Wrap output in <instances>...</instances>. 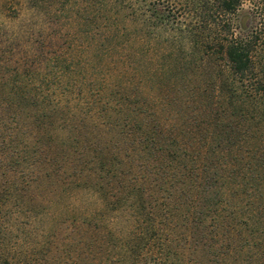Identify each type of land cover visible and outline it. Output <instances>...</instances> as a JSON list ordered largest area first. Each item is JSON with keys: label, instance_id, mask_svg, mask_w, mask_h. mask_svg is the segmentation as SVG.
Instances as JSON below:
<instances>
[{"label": "rangeland", "instance_id": "374dc122", "mask_svg": "<svg viewBox=\"0 0 264 264\" xmlns=\"http://www.w3.org/2000/svg\"><path fill=\"white\" fill-rule=\"evenodd\" d=\"M37 3L32 6L29 0H0V237L5 236L12 264H115L117 239L133 226L134 206L130 204L134 199L144 203L141 212L151 209L155 215L152 220L146 214L139 215L147 242L142 252L146 257L158 250L157 245L168 242L171 251L176 248L182 254L181 259L174 262L173 258L169 264H238L236 256L230 258L218 250L212 252L207 240L198 247L192 244L191 204L179 197L181 190L174 189L170 156L150 155L144 149L139 142L142 138L139 125L131 120L129 107L136 110L141 103L149 116L158 108V103L154 104L157 100L152 101L151 96L158 95L162 104L157 111L165 128L171 130L165 132L171 140H165H174V125L185 131L186 125H202L199 128L207 130L205 150L213 164L228 146L235 153L237 150L238 157L247 148L264 151V0H241L230 17L255 37L253 74L245 82L233 77L221 58L209 60L199 47L192 49L193 39H206L217 31L205 16L208 0H170L174 24L154 29L148 21L141 42L134 40L136 29L129 23L130 32L125 39L129 50L140 48L142 73L147 74L150 65L162 59L157 55L163 47L168 48L164 56L169 51L173 53L170 62L174 70L158 79L145 76L141 81L130 71L125 73L121 83L128 85L127 89L121 86L115 92L108 88L112 90L110 98H114L111 104L124 110H113L102 120L98 116L94 118L93 111L85 113L88 103L83 98L84 84L78 83L79 79L90 85L94 79L98 81L91 85L88 95L95 93L100 83L105 85L109 80L118 83L113 75L109 79L102 74L110 70L106 66L109 58L104 55V40L98 35L92 7L78 14L76 9L82 6L81 0H37ZM146 3H159L157 6L161 7L166 0H146ZM222 31L220 35H225ZM33 49L38 54L31 57ZM200 58H204L203 69L195 72L191 64L182 69L184 61ZM39 63L50 65L46 82L39 84V91L49 92L54 85L58 94L66 89V106L53 116L41 117L44 114L41 105L39 110L34 109L9 94L15 83L12 74L18 75L17 83L23 79L21 83L32 86ZM56 64L58 68L65 67L68 75L61 76ZM68 64L70 68H66ZM83 65L87 70L82 75L78 69ZM218 67L224 71L220 79L216 77ZM21 70L25 73L21 74ZM223 80L225 86L221 88L219 82ZM251 83L257 91L250 90ZM211 85L216 87L212 89ZM23 104L26 105L22 107ZM112 122L116 125H110ZM202 133L197 132L194 137L198 140ZM32 141L38 142L41 150L35 157L40 163L33 172L30 163L34 155L29 154ZM242 143V150H238L236 147ZM61 148H66V159L78 168L92 158L99 163L104 159L108 167L115 158H125L128 153L136 169L128 177L137 176L133 182L140 191L133 193L127 203L121 194L117 200L108 196L109 203L104 205L100 192L79 187L69 189L59 176L48 179L47 174L52 173L48 166L50 155H56ZM126 165L117 163L125 173L130 170ZM61 172L60 176H66L67 172ZM219 172L227 175L225 168H219ZM101 173L97 169L93 174ZM35 175L40 179L34 180ZM207 175L201 178L204 185L208 184ZM214 187L216 183L204 191Z\"/></svg>", "mask_w": 264, "mask_h": 264}, {"label": "trees", "instance_id": "16d2710c", "mask_svg": "<svg viewBox=\"0 0 264 264\" xmlns=\"http://www.w3.org/2000/svg\"><path fill=\"white\" fill-rule=\"evenodd\" d=\"M29 1L34 4L32 6L38 4L37 0ZM81 2L82 6L76 9V12L79 14L80 11L92 7L93 16L97 22L96 27L99 31L98 35L104 40L102 45L105 47L104 55L108 56L110 62H106V66L110 70L113 69L112 72L109 69L103 71L104 73L99 71V74L102 73L104 76H108L109 79H112L113 75L115 81L118 80L116 81L118 82L117 84L109 79L108 84L102 85L100 83L96 92H91L89 95L88 93L92 89L91 85L97 84L98 81L94 79L90 85L86 82L83 83L81 79L78 80V83L84 84L86 95L83 98L86 99V104L88 103L85 113L93 111L94 115H96L94 118L98 116L97 118L102 120L101 118L107 117L113 110H117L118 112H123L124 110L122 109L123 107L115 109V105H112L110 101L114 98H110V96L112 90L115 92L120 91L119 88L121 86H123V89L128 88V85L121 83V79L126 78L124 76L125 73L130 71L134 77H137L141 81L145 76L158 79L174 70V65L170 62L173 53L169 51L164 56L163 54L167 52L168 48L163 47L160 49L158 55H156L164 61L161 62V59L157 63L153 62V65H150L152 67L147 70L148 75L143 74L142 69H139L142 59L140 48L136 47L134 50H129L128 42L125 39L127 33L130 32L129 23L134 25L133 30L136 29L134 31V40L137 39L138 42H141L143 39V30L148 26V21L150 22L149 27L152 26L154 29L174 24V19L171 18L173 5L170 3V0H166V3L161 7L157 6L159 3L157 5L155 3L150 4L146 3V0H81ZM240 3L241 0H208V9L205 16L210 26L216 27L217 31H215L213 36L205 37L206 39H193L192 49L199 47L200 49L198 50H201L203 55H207L209 60L221 58L231 75H234L233 77L237 76L239 81L245 82L253 74L252 53L255 37L252 36L253 33L245 31L243 26L240 27L238 21L235 24L232 21L233 19L230 18L235 14ZM125 18L128 19V23H126ZM221 31H225V35H220ZM192 49L191 51H193ZM37 54V50L33 49L30 56L34 57ZM203 60L204 58H200L197 61H190L191 63L184 61L185 63H181V67L185 70L188 64H191L193 71L198 72L204 68ZM42 64L39 63L40 68L36 71L37 79L32 86L27 82L21 83L23 79L20 83H17L18 75L12 74V82L15 83L13 91L12 87L9 89V94L13 98L17 96L18 101H21L20 103L24 102L27 106H33L34 109L39 110L41 105L44 112L43 115L41 114V117H47L53 116L55 112L62 110L66 106L64 98L66 89L60 91L58 94L54 85L49 92L39 91V84L46 80L45 77L50 70L49 63ZM69 66L68 64L66 68ZM56 67L58 68L59 65L56 64ZM16 70L14 69L18 74ZM66 70L65 67L64 69L60 67L57 69V72L61 76H67L68 72L65 73ZM72 70L69 72L72 73ZM85 70L87 68L83 65L79 67L78 72L83 75ZM20 72H22L21 74L25 73L24 70ZM223 73L224 71L218 67L216 77L220 79ZM96 79H99V77L96 76ZM103 79L104 81L107 80V78ZM84 81L86 80L84 79ZM219 84L222 88V86H225V81H220ZM250 85L253 88L250 89L251 91H257V87L254 88L253 83ZM111 87L112 90L110 91L108 88ZM214 87L216 85L211 88L214 89ZM28 92L29 96L26 95ZM151 99H153L152 101L156 99L157 101L154 104L158 103L156 107L160 108L162 100L159 99V96L152 95ZM26 104H23L22 107ZM140 104V107L136 110L129 107V112H132L131 120H135L136 124L139 125L138 129L142 134L139 142H141V145H143L150 155L155 154L159 157L166 154L170 156L169 160L172 162L170 166L172 170L171 179L174 181V189L181 190L179 197L183 198L184 201L187 200V204H191L189 226L194 234V236L191 235L193 236L192 244L198 247L199 243L207 240L210 243L209 247L212 249V252L218 250V253L220 252L219 254L222 256L223 254H226L230 258L236 256L235 261L237 260L238 264H264V151L247 148L244 151L245 154L238 157L239 153L237 150L235 153V149L233 150L231 146H228L223 150V155L218 157L215 161L216 163L213 164L205 150L207 130L199 128L202 125H186V131L181 127L178 129L174 125V128L176 127L174 130V140L168 142L167 140H171L172 137H166L165 132H170L171 130L166 129L165 125H163L157 111L158 108L153 109L151 115L148 116L141 106L142 104ZM37 120L39 121V118ZM110 125H116V123L112 122ZM176 131H179L180 135ZM197 132H204L198 140L194 137V134ZM184 137H186L185 140L183 139ZM50 138L52 139V137ZM32 142L29 154L31 156L34 155V160L30 163L33 172L36 170L38 163H40L35 157L41 153V150L38 142ZM244 143L238 145L236 148L242 150L241 147ZM67 154L66 148L65 150L61 148V151L56 152V155L48 157V166H51L50 170L52 171V173L47 174L48 179L59 176L60 180H64L67 183L69 189L79 187L100 192L102 193L104 205L109 203L108 196L109 198L114 197L117 200L120 199L117 195L121 194V199L127 203L129 199L133 198V193L140 191L137 189L136 183L133 182H136L137 176L134 178L128 177L131 171L136 170L129 159L128 153L125 155V158L120 157L121 159L115 158V161H109L110 165L108 167L107 161H104V159L103 162L99 163L92 158L79 168L75 163H69L70 161L66 159ZM22 161L24 162V159ZM88 163L92 165L87 167ZM117 163L118 165H126L127 163L128 165L126 166L130 170L125 173V171L120 169L121 166H117ZM52 166L55 167L53 168ZM136 168L141 169L140 166H136ZM219 168H225L227 175H222V172H219ZM97 169L103 173L94 176L93 173ZM68 170H70L69 173ZM60 172H67L66 176H60ZM69 174L72 175L70 176ZM203 174H208L206 179L208 180V184L206 185L201 180ZM35 177L36 179L34 180L40 179L39 175H35ZM66 177H69V179H66ZM217 182H220L218 187ZM215 183L216 187H214V190L209 192L204 191L205 188L215 185ZM107 192H112L110 193L112 195H109ZM130 205L134 206L132 207V213L134 212L132 214L134 217L132 225L134 227H130V230L124 233L123 237H118V242L115 245L117 250L115 264H169L173 258L174 262L181 259V252L176 248H174V252L171 251V245L168 242L157 245L158 250L151 257H146L142 253L147 242L143 237L144 229L141 227L142 219L140 220L139 215L146 214L151 220L155 215L151 209L146 213L141 212L142 209H145L144 203L141 200L135 202L134 199ZM178 208H181V206ZM4 238V235H2V238L0 237V264H12V257L6 248L7 245L4 242Z\"/></svg>", "mask_w": 264, "mask_h": 264}]
</instances>
